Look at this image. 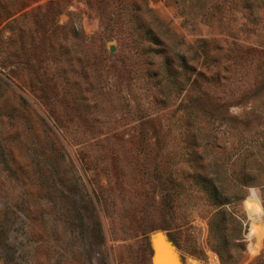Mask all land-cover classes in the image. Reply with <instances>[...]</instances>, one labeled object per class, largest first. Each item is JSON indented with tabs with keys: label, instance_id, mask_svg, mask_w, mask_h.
I'll use <instances>...</instances> for the list:
<instances>
[{
	"label": "rangeland",
	"instance_id": "374dc122",
	"mask_svg": "<svg viewBox=\"0 0 264 264\" xmlns=\"http://www.w3.org/2000/svg\"><path fill=\"white\" fill-rule=\"evenodd\" d=\"M196 165L264 264V0H0V264H221Z\"/></svg>",
	"mask_w": 264,
	"mask_h": 264
},
{
	"label": "trees",
	"instance_id": "16d2710c",
	"mask_svg": "<svg viewBox=\"0 0 264 264\" xmlns=\"http://www.w3.org/2000/svg\"><path fill=\"white\" fill-rule=\"evenodd\" d=\"M202 169L203 165H196L192 169L196 184L206 196L207 201L216 208H220L209 223V238L213 244L212 248L218 254L221 264H238L243 257L241 255L233 256L228 254V249L229 246H232L245 252V243L240 227L237 226L234 230L228 231L225 211L222 208L229 203L227 196L222 192L223 187L221 185H217L213 178H208L202 174ZM215 177H219V174L216 173ZM217 181H220V179ZM242 199H245V196L236 197V200ZM170 238L176 247L183 245L176 238L171 236Z\"/></svg>",
	"mask_w": 264,
	"mask_h": 264
},
{
	"label": "water",
	"instance_id": "95a60500",
	"mask_svg": "<svg viewBox=\"0 0 264 264\" xmlns=\"http://www.w3.org/2000/svg\"><path fill=\"white\" fill-rule=\"evenodd\" d=\"M112 51V49H111ZM158 234L164 236L163 244L170 245L171 248L178 249L170 240V238L162 231H155L149 236V247H150V264H174L172 261L173 254L171 251H168L167 254H163V250L160 246H154V242L158 241ZM167 248V246H164ZM180 261L182 262L181 258Z\"/></svg>",
	"mask_w": 264,
	"mask_h": 264
},
{
	"label": "bare ground",
	"instance_id": "6f19581e",
	"mask_svg": "<svg viewBox=\"0 0 264 264\" xmlns=\"http://www.w3.org/2000/svg\"><path fill=\"white\" fill-rule=\"evenodd\" d=\"M158 246L162 248L163 254H167V252L170 251L168 248L164 247L166 246V244L164 245L163 243H160ZM172 261L174 262V264H178L177 260L174 257H172Z\"/></svg>",
	"mask_w": 264,
	"mask_h": 264
}]
</instances>
